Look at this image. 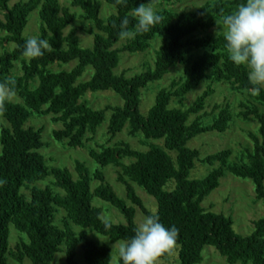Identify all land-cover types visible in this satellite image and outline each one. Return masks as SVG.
<instances>
[{"label":"trees","instance_id":"1","mask_svg":"<svg viewBox=\"0 0 264 264\" xmlns=\"http://www.w3.org/2000/svg\"><path fill=\"white\" fill-rule=\"evenodd\" d=\"M102 1L116 10L107 19L101 18V2L72 0V6L83 11L82 18L95 27L89 32L94 37V46L85 49L75 31L66 34L76 16L59 0H21L14 4L15 0H0L3 13L0 32L5 34L0 38V46L16 45L12 52L0 54V84H7L6 89L25 104L0 102V112L10 125L2 128L0 135V264H8V256L19 263L29 259L33 264H52L63 247L68 264H78L79 246L87 264H111V247L90 241L85 232L77 236L72 225L92 229L112 243L124 242L134 236L138 227L135 222L138 209L145 216L158 215L166 227L179 229L176 246L181 264H201L207 246L214 247L228 264H264V216L254 223L250 236H242L236 233L231 217L202 207L227 173L252 181L257 200L264 203V109L244 106L245 111L238 115L245 120L254 118L260 125L259 135L249 134L254 150L248 152V165L229 164L230 149L201 159L198 150L187 147L197 136L226 133L234 120L230 105L216 106V119L211 125L203 126L200 114L215 93V83L228 84L234 92H256L257 102L264 107V88L251 83L247 70L231 62L222 34L210 33L220 30L224 16L234 11L242 0H215L190 12L164 9L159 12L164 17L162 22L149 32L138 33L122 49L115 48L121 41L122 20L128 18L129 28L134 30L136 22L130 13L150 0ZM35 11H39L42 22L39 38L47 39L51 47L43 56L26 60L22 56L28 39L24 31ZM157 37L162 38V45L154 70L133 77L115 73L122 53H144ZM20 61L23 75L11 77L15 63ZM72 62L77 65L70 71L52 69L54 65L67 66ZM178 65L184 68L185 76L160 90L154 106L144 116L140 111L142 91L149 84L163 80ZM88 68L93 70L91 79L79 82ZM205 80L210 84L192 106L186 110L171 108L174 99L182 102ZM37 81L38 85L33 86ZM105 91L120 96L123 107L94 110L81 101L88 93ZM108 112L112 114L107 132L112 139L128 126L129 134H142L148 146L147 151L141 152L122 142L90 151V157L99 166L119 169L118 182L125 186L126 200L117 195L100 170L91 175L86 166L78 162V179L75 180L67 169H50L40 153L44 148L43 129L25 128L34 114L52 116L54 123L63 125L53 132L54 139L70 148H82L87 135L97 133ZM193 116L196 117L191 120ZM152 141H162V144ZM172 152L176 153V158L171 156ZM125 159L133 161L125 164ZM197 161L211 167L219 164V167L205 179L191 180ZM51 175L54 187L62 193H55L51 187H35ZM93 180L101 182L94 192L91 190ZM171 181L176 187L167 191ZM133 184L157 201L156 213L146 208ZM24 189L29 190L30 196L23 193ZM94 197L118 209L127 224L105 222L102 210L93 206ZM57 209L65 212L63 228L55 225ZM11 225L28 238L27 243H19L14 250L9 246ZM167 256L168 252L159 259Z\"/></svg>","mask_w":264,"mask_h":264},{"label":"rangeland","instance_id":"2","mask_svg":"<svg viewBox=\"0 0 264 264\" xmlns=\"http://www.w3.org/2000/svg\"><path fill=\"white\" fill-rule=\"evenodd\" d=\"M21 0H15L12 4ZM26 1V0H22ZM101 2V18L107 19L110 15L116 12L115 8L109 6L102 0ZM215 0H173L171 3H164L161 0H156L153 7L158 10H173L175 12L183 11H194L200 6L207 2ZM61 5L68 8L75 16L76 20L67 30L66 34L71 31H75L76 37L82 48L92 49L94 46V37L90 34V31L95 30V27L90 21H87L84 17L82 18L83 11L79 8L72 6V0H59ZM150 3V2H149ZM148 3V4H149ZM0 19H3V13L0 11ZM42 22L40 20L39 11H35L29 18V23L24 31V37H39L40 26ZM218 30L210 31L211 34H217ZM4 33L0 32V38L4 37ZM128 40H121L115 48L122 49L124 45L129 42ZM162 45V38H156L150 43V48L140 54H121V63L116 69L117 75L125 74L127 77H133L137 74L147 72L155 69V62L157 53ZM16 48V45L10 43L5 46H0V54L6 52H12ZM25 59V58H24ZM28 60V59H26ZM21 62L15 63V67L12 70L11 77L23 75ZM77 62H72L67 66L54 65L53 71L66 70L70 71L76 67ZM93 75L92 68L85 70L83 77L79 82H86L91 79ZM185 76L184 68L180 65L176 66L171 72L164 77L163 80L149 84V86L142 91L140 111L144 116H147L150 109L154 106L157 94L160 90L168 88L173 80L180 79ZM210 84L209 81H203L201 85L190 92L185 99L180 102L178 99H174L171 104V108H180L186 110L192 106L194 102L200 97ZM38 81L33 83V86H37ZM264 88V85H259ZM215 93L207 100L206 108L201 112L200 116L203 117V126L211 125L218 115V111H214L216 106L220 108L230 105L234 120L230 124L229 130L224 134L216 132L206 133L197 136L187 145L189 149L198 150L201 155V159L206 158L209 155L217 152L230 149L232 151V157L229 159V164H249L247 158L248 152H253L254 143L249 137L250 133L259 135V123L254 119L250 118L245 120L239 118L238 115L245 111L244 106L253 107L258 106L262 110L264 109L257 100L256 92H234L228 84L213 85ZM7 93V99L4 101L11 102L13 104L24 106V101L16 94L11 93L7 89H0V95ZM87 106L94 110H103L106 107H123L124 101L120 96L112 91L88 93L81 100ZM111 112H108L104 123L99 127L95 135L88 134L85 141V145L82 148H70L64 143L57 142L54 139L53 132L63 128L61 123H54L52 116H38L34 114L26 123L25 128L43 129L42 141L44 148L40 150V153L45 157L46 163L50 169L60 168L67 169L72 174L74 179H78V173L76 171L77 163H82L86 166L89 173L93 175L96 171L100 170L106 177V182L111 185L116 191L117 195L126 200L125 186L118 182V171L119 169L114 166L101 167L91 157L90 151L101 150L104 146H115L118 143H125L130 145L134 150L141 152L147 151L148 146L145 143V139L142 134L131 136L129 134L128 126L119 133L114 139L108 135L109 120ZM196 116H193L191 120H194ZM9 128L10 125L3 117L0 112V135L2 128ZM154 144H162V141H152ZM2 152V146L0 143V153ZM172 157L176 158V153H170ZM132 159H125L124 163L129 164ZM219 167V164L215 167H211L202 162H196L195 168L191 171V180H202L208 177L214 168ZM54 177L51 175L42 182L36 183L35 187L44 189L51 187L55 193H62L58 188H55ZM220 187L212 192L203 202L202 207L208 211L215 213H222L228 217H231L234 221V229L236 233L242 236H250L254 232V223L264 216V203L263 201L257 200L255 186L250 180H243L237 178L230 173L220 181ZM101 185V182L93 180L91 182V190L95 191ZM137 195L142 199L144 205L148 210L153 213L157 212L158 205L157 201L148 195L142 188L133 184ZM176 187L175 182L171 181L167 187V191H172ZM26 196H30V192L27 189L23 190ZM130 205V203L128 202ZM93 206L102 210V219L105 222H111L117 225H126L127 221L121 212L110 204L100 200L97 197L93 198ZM58 215L56 216L55 225L63 228V219L65 212L62 209H57ZM145 215L137 210L135 222L139 226ZM73 231L80 236L82 233H86L88 239L98 245L107 244L112 249V262L111 264H119V246L123 241L112 243L108 237L97 234L92 229H83L81 227L72 225ZM28 242V238L25 234L20 233L16 228L10 226V238L9 246L10 250H14L16 246L21 242ZM76 261L78 264H87L84 259V251L82 246H79L76 253ZM8 264H33L31 260L25 259L23 263H19L12 257L8 256ZM52 264H68L66 248L63 247L62 251L57 254L55 261ZM158 264H181L179 261V247L174 246L168 251V256L165 259H159ZM201 264H228L226 259L223 258L220 253L211 246L205 247L203 251V262ZM241 264V263H237Z\"/></svg>","mask_w":264,"mask_h":264},{"label":"clouds","instance_id":"3","mask_svg":"<svg viewBox=\"0 0 264 264\" xmlns=\"http://www.w3.org/2000/svg\"><path fill=\"white\" fill-rule=\"evenodd\" d=\"M155 2L150 0L149 4H141L130 13L136 22L134 30L129 28L128 18L122 20L120 40L149 32L162 22L164 17L153 7ZM218 33L226 42L231 62L247 70L251 83L264 85V0H242L234 11L224 16ZM50 47L47 39L31 37L23 46L22 56L28 60L36 59ZM7 87V84H0V89ZM6 99L7 93L0 95V102ZM178 235L179 229L166 227L158 215L145 216L134 236L120 244L121 264H158L159 258L176 245Z\"/></svg>","mask_w":264,"mask_h":264}]
</instances>
